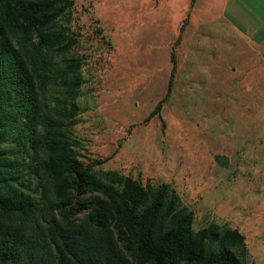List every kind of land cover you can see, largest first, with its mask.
Returning a JSON list of instances; mask_svg holds the SVG:
<instances>
[{
	"label": "rangeland",
	"instance_id": "obj_1",
	"mask_svg": "<svg viewBox=\"0 0 264 264\" xmlns=\"http://www.w3.org/2000/svg\"><path fill=\"white\" fill-rule=\"evenodd\" d=\"M71 1L57 26L77 43L51 56L59 66L80 61L79 110L63 128L77 157L101 178L117 170L168 184L195 231L211 222L236 228L248 263L264 264V0ZM65 89L49 88L51 104ZM5 106L0 150L15 165L0 172V187L40 198L42 146L24 133L14 102ZM42 205L11 221L40 240L38 259L51 264Z\"/></svg>",
	"mask_w": 264,
	"mask_h": 264
},
{
	"label": "trees",
	"instance_id": "obj_2",
	"mask_svg": "<svg viewBox=\"0 0 264 264\" xmlns=\"http://www.w3.org/2000/svg\"><path fill=\"white\" fill-rule=\"evenodd\" d=\"M71 5V0H0V116L10 114L8 100L24 114V133L44 153L35 171L49 184L36 198L12 193V184L2 183L7 188L0 187V264H41L40 240L11 221L34 215L41 204L49 219L44 241L56 255L51 264H249L244 234L221 230L216 222L195 231L192 212L180 206L168 184L143 185L117 170L101 178L77 157L63 128L79 110L80 61L59 66L51 56L77 43L57 26ZM172 59L167 95L177 66L174 52ZM61 85L66 89L51 104L49 88ZM165 99L147 119L161 111ZM4 135L1 128L0 140ZM14 165L0 150V172Z\"/></svg>",
	"mask_w": 264,
	"mask_h": 264
},
{
	"label": "water",
	"instance_id": "obj_3",
	"mask_svg": "<svg viewBox=\"0 0 264 264\" xmlns=\"http://www.w3.org/2000/svg\"><path fill=\"white\" fill-rule=\"evenodd\" d=\"M217 161L222 165V166H226L228 164V159L226 156H219Z\"/></svg>",
	"mask_w": 264,
	"mask_h": 264
}]
</instances>
